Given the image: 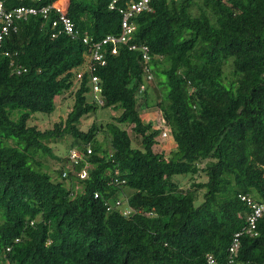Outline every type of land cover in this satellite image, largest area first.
I'll list each match as a JSON object with an SVG mask.
<instances>
[{
	"label": "trees",
	"instance_id": "16d2710c",
	"mask_svg": "<svg viewBox=\"0 0 264 264\" xmlns=\"http://www.w3.org/2000/svg\"><path fill=\"white\" fill-rule=\"evenodd\" d=\"M55 1L4 0L8 10ZM109 1L70 0L75 36H53L52 9L18 20L0 44V264H205L208 252L218 264H264V215L228 258L250 212L239 194L264 201V0H156L135 13L128 42L101 46V105L89 96L90 74H77L91 42L123 31ZM69 94L66 118L47 129L30 123ZM142 105L162 113L170 155L155 149L163 127L142 117ZM107 107L121 110L114 121L80 127ZM67 135L82 153L74 170L49 144ZM40 154L62 161L58 175ZM189 174L186 188L175 176ZM120 197L133 213L107 210Z\"/></svg>",
	"mask_w": 264,
	"mask_h": 264
},
{
	"label": "built area",
	"instance_id": "2783aa9c",
	"mask_svg": "<svg viewBox=\"0 0 264 264\" xmlns=\"http://www.w3.org/2000/svg\"><path fill=\"white\" fill-rule=\"evenodd\" d=\"M156 0H110L109 7L110 9H114L119 11L123 15L122 26L123 31L120 35L116 34H108L106 38H104L100 42H91L88 36L84 37L85 43L92 44L90 61L81 69L77 74V81L81 80L84 74L87 72L90 74V91L89 96L91 99L96 100L101 105L104 104V100L102 98L103 87L100 82V77L98 75L97 69L98 65L106 64V57L104 52L102 51L101 46L108 42H112L114 44L118 42H128V36L133 30L136 28V25L131 21V17L135 13L142 12L143 10H152L153 2ZM123 2V3H121ZM70 0H56L55 2L45 5V6H17L12 9H6L4 0H0V19L2 21V27L0 29V44L4 38V36L11 30H18V20L25 19L30 15H43L45 18L48 17L50 11L52 9H56L58 12V17L52 20V28H53V36L56 37L59 34L67 33L70 35H77L79 31L76 29L75 23L72 18L68 14ZM132 48H136V46H132ZM143 51V57L148 60L149 48L144 45L141 47ZM113 52L117 53L118 49L115 46L113 48ZM9 54V53H7ZM149 79H152V76H148ZM145 82V81H144ZM146 89V84H141V91ZM164 122V119H163ZM157 128L163 127V131L161 132V136L163 138L169 137L170 133L168 128L165 125H156ZM160 140V137H159ZM88 152H91V148L88 149ZM68 156L72 165H77L82 161V153L80 152L78 146H73L69 149ZM75 167V166H74ZM89 165L84 164L83 168L77 172L78 175L85 177L87 175V169ZM120 173L117 172V175ZM63 176H67V172L63 173ZM116 182H125V180H119V178L115 179ZM96 196H99L97 193ZM239 198L247 204L250 212L247 214L246 224L244 227L235 233L233 240L229 246V261L234 262L235 257L237 255L239 246H240V236L244 233L249 235H257V223L260 217L264 215V201L256 200L252 195L246 193H240ZM107 210L108 211H118L124 215H130L135 210L128 204V199L124 197L116 198L114 200H106ZM205 264H218V259L215 254L208 252L206 254V263Z\"/></svg>",
	"mask_w": 264,
	"mask_h": 264
},
{
	"label": "rangeland",
	"instance_id": "374dc122",
	"mask_svg": "<svg viewBox=\"0 0 264 264\" xmlns=\"http://www.w3.org/2000/svg\"><path fill=\"white\" fill-rule=\"evenodd\" d=\"M232 68V62L227 63L226 67V74H229V71ZM74 103V97L69 94L65 95L64 97L59 98L57 101V106L55 111L52 114H44L41 112H38L36 115H34L33 119L30 121L31 124H36L41 129H47L52 128L55 123L59 122L62 118H66L68 113L71 111L72 106ZM121 110H113L111 108H98V110L94 113H91L90 115L83 117L80 122V127L84 130H87L95 121L99 122L100 124H107L109 122L114 121V118L120 114ZM150 113H154L159 121V125L163 124V116L162 113L156 108V107H145V105H142L141 113L145 117H148ZM151 114V115H152ZM105 128V127H104ZM99 138H103V135L100 134ZM172 138L166 139L163 138L160 135V140L158 144H156L155 149L159 152L164 151L165 154L170 155L171 151L174 149V144L172 143ZM73 142L75 143L74 138L71 135H67L63 138H57L53 141H51L49 144L53 147L54 153L57 156H67L68 155V149L73 145ZM77 145V143H75ZM135 146H139L140 142L139 140L134 141ZM39 159H41L44 162V170L54 172L53 175H58L57 171L59 167L62 165V161L58 160L57 158H54L50 155H39ZM67 168L73 169L74 166L71 162H68ZM176 180L180 181L183 185V187L189 188L192 184V178L191 175H179L175 176ZM196 178V177H195ZM205 179V176L202 175L197 178V180H203Z\"/></svg>",
	"mask_w": 264,
	"mask_h": 264
},
{
	"label": "crops",
	"instance_id": "0c3cea01",
	"mask_svg": "<svg viewBox=\"0 0 264 264\" xmlns=\"http://www.w3.org/2000/svg\"><path fill=\"white\" fill-rule=\"evenodd\" d=\"M155 113V112H154ZM154 113L152 114V113H150L149 112V115H148V117H145L144 115H142V117L144 118V119H146V120H156L157 119V117H155L156 115H154ZM152 114V115H151ZM170 138H172V143L174 144V147H175V140H174V138H173V136L172 135H170L169 137H167L166 139L168 140V139H170ZM164 152V151H163Z\"/></svg>",
	"mask_w": 264,
	"mask_h": 264
},
{
	"label": "clouds",
	"instance_id": "9594fccd",
	"mask_svg": "<svg viewBox=\"0 0 264 264\" xmlns=\"http://www.w3.org/2000/svg\"><path fill=\"white\" fill-rule=\"evenodd\" d=\"M160 135H161V134H160ZM160 135H159V137H160ZM170 135H171V134H170ZM170 135H169V136H170Z\"/></svg>",
	"mask_w": 264,
	"mask_h": 264
}]
</instances>
